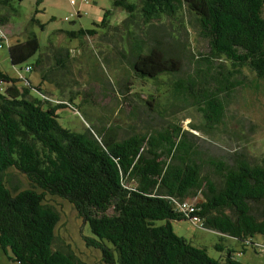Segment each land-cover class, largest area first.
<instances>
[{
  "label": "trees",
  "instance_id": "16d2710c",
  "mask_svg": "<svg viewBox=\"0 0 264 264\" xmlns=\"http://www.w3.org/2000/svg\"><path fill=\"white\" fill-rule=\"evenodd\" d=\"M141 3L114 0L128 15L111 25L108 9L96 26L127 39L130 45L119 55L124 59L130 54L139 79L179 75L191 56L194 72L172 82V106H194L203 120L192 124L193 130L213 135L223 123L228 98L244 84V68L264 78V0ZM4 8L14 9L12 0H0V10ZM185 11L192 16L190 23ZM167 19L176 21L177 29L196 27L209 52L195 58L180 41L168 42L163 34ZM8 22L9 16L0 11V26ZM35 22L43 26L33 16ZM60 32L90 38L99 33L96 28ZM107 34L100 35L108 41ZM42 48L34 30L8 45L14 66L26 64L25 69L31 66L28 71L39 72L37 84L0 69L1 249L20 264H87L53 247L60 213L46 202L51 194L69 201L89 224L93 236L86 237V243L101 249L107 264H244L232 257V249L225 260L211 257L175 233L171 220L197 216L203 227L245 242L257 233L264 235V164L237 152L226 159L211 158L212 173H206L197 156L199 144L190 138L195 134L177 118L166 128L123 138L113 126L95 131L64 127L60 109L69 106L54 101L44 85L59 84L52 76L68 68L71 52L55 47L56 64L50 68ZM22 80L27 85L20 86ZM9 168L24 173L31 187H9L4 179ZM199 194L204 200L193 204L192 212L178 208L177 202Z\"/></svg>",
  "mask_w": 264,
  "mask_h": 264
},
{
  "label": "rangeland",
  "instance_id": "374dc122",
  "mask_svg": "<svg viewBox=\"0 0 264 264\" xmlns=\"http://www.w3.org/2000/svg\"><path fill=\"white\" fill-rule=\"evenodd\" d=\"M130 1L139 6L142 4L141 0ZM80 3L81 0H77V6ZM12 6L14 9L0 10L1 14L9 16V22L2 25V29L10 43H14L17 38L24 39L34 30L50 68L56 64L55 47L70 49L68 68L55 71L52 76L59 84L46 82L44 85L46 94L54 101L69 106L60 109V122L64 127L76 131L93 127L95 131L103 126H113L119 138H123L136 132L166 128L177 118L185 129L195 134L190 135V138L199 144L197 156L204 162L206 173H212V167L208 164L211 158L226 159L237 152L244 153L252 163L264 164V78L258 77L250 68H244V84L228 98L223 123L213 135H203L192 128V124L199 125L203 120L194 106H172V82L192 74L195 62L191 56L185 58L183 71L176 76L162 75L156 81L139 79L131 66L130 54L124 59L119 55V50L129 47L127 39L96 26L108 9L112 11L109 15L111 25L120 23L128 15L122 8L114 6V0H87L80 15L78 7H74L70 0H12ZM33 16L43 24L42 27L36 22L31 23ZM66 17L69 19L66 20ZM184 18L189 23L192 20L187 11ZM165 26L167 30L163 34L171 44L176 45L180 41L188 47L186 50L189 53L195 54V58L209 52L207 41L198 35L196 27L188 26L185 30L180 26L177 29V22L168 19ZM80 28H96L99 33L90 38L60 32ZM103 32L110 33L106 36L108 41L101 37ZM169 33L177 34L178 37L173 39ZM38 55L39 52L29 62ZM25 66H14L9 58L8 45H0V69L3 72L12 77L29 78L34 84L41 81L39 72L28 71ZM19 85H27V82L22 80ZM31 90L34 96L40 97L38 91ZM179 104L185 105L182 102ZM4 179L11 188L31 187L27 176L15 168H9ZM214 179L219 178L214 176ZM46 200L60 213L53 247L70 252L87 264H107L103 261L101 249L87 245L86 237L93 234L74 206L56 195L47 194ZM187 200L195 204L202 202L204 197L199 194ZM171 224L175 233L205 248L213 258L225 260L228 250L232 249V257L244 264H264L262 234L257 233L245 242L205 228L192 218L171 220ZM217 244L222 249H218ZM10 255V252L5 253L0 247V264H20L12 260ZM116 264L119 263L116 261Z\"/></svg>",
  "mask_w": 264,
  "mask_h": 264
},
{
  "label": "built area",
  "instance_id": "2783aa9c",
  "mask_svg": "<svg viewBox=\"0 0 264 264\" xmlns=\"http://www.w3.org/2000/svg\"><path fill=\"white\" fill-rule=\"evenodd\" d=\"M70 2L71 4L74 5L77 2V0H70ZM81 2L84 3L87 2V0H81ZM65 19L68 20L69 18L66 17ZM0 45L1 46L9 45V38L6 36V33L4 32L1 26H0ZM27 70H31V66H27ZM177 206L179 209L189 212H192L194 210L193 204L187 201L182 203L177 202ZM192 219L201 223V220L197 216H193Z\"/></svg>",
  "mask_w": 264,
  "mask_h": 264
},
{
  "label": "crops",
  "instance_id": "0c3cea01",
  "mask_svg": "<svg viewBox=\"0 0 264 264\" xmlns=\"http://www.w3.org/2000/svg\"><path fill=\"white\" fill-rule=\"evenodd\" d=\"M74 7L75 6H77V2L73 5ZM83 6H84V3L82 4V2L79 4V6H77L78 7V13H80L81 14V9L83 8Z\"/></svg>",
  "mask_w": 264,
  "mask_h": 264
}]
</instances>
